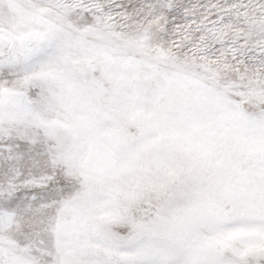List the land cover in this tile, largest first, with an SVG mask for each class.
Returning <instances> with one entry per match:
<instances>
[{"label": "snow or ice", "instance_id": "snow-or-ice-1", "mask_svg": "<svg viewBox=\"0 0 264 264\" xmlns=\"http://www.w3.org/2000/svg\"><path fill=\"white\" fill-rule=\"evenodd\" d=\"M0 264H264V0H0Z\"/></svg>", "mask_w": 264, "mask_h": 264}]
</instances>
